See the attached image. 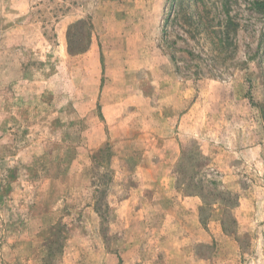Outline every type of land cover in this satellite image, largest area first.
I'll list each match as a JSON object with an SVG mask.
<instances>
[{
	"label": "rangeland",
	"instance_id": "374dc122",
	"mask_svg": "<svg viewBox=\"0 0 264 264\" xmlns=\"http://www.w3.org/2000/svg\"><path fill=\"white\" fill-rule=\"evenodd\" d=\"M263 0H0V264H264Z\"/></svg>",
	"mask_w": 264,
	"mask_h": 264
},
{
	"label": "trees",
	"instance_id": "16d2710c",
	"mask_svg": "<svg viewBox=\"0 0 264 264\" xmlns=\"http://www.w3.org/2000/svg\"><path fill=\"white\" fill-rule=\"evenodd\" d=\"M255 8L258 11L259 10L260 11H264V0L261 1L260 3L256 2L255 3ZM252 106H255L258 109V112H259V115H260V119H261V122H262L263 128H264V103H261V104L252 103Z\"/></svg>",
	"mask_w": 264,
	"mask_h": 264
}]
</instances>
